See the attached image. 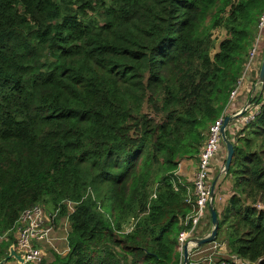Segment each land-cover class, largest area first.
<instances>
[{
    "label": "trees",
    "instance_id": "16d2710c",
    "mask_svg": "<svg viewBox=\"0 0 264 264\" xmlns=\"http://www.w3.org/2000/svg\"><path fill=\"white\" fill-rule=\"evenodd\" d=\"M263 16L264 0H0V262L40 205L70 229L41 264H182L196 196L177 172L230 108ZM251 104L227 131L221 250L190 264H264V86Z\"/></svg>",
    "mask_w": 264,
    "mask_h": 264
},
{
    "label": "built area",
    "instance_id": "2783aa9c",
    "mask_svg": "<svg viewBox=\"0 0 264 264\" xmlns=\"http://www.w3.org/2000/svg\"><path fill=\"white\" fill-rule=\"evenodd\" d=\"M263 30L264 16L259 26L258 38L250 52L248 62L244 68L243 76L239 80L235 90L231 93V104L238 97L246 77H249L250 80L252 79L251 81L254 80L255 84L257 82L262 63L261 61L259 63L257 58L258 56H262L260 43L263 39ZM255 84L253 85L252 83V86L254 87ZM250 108L251 106L249 109ZM227 116L226 112L211 126L207 140L199 156L198 168L193 181L196 196L195 210L184 221L185 226L190 227V229L182 231L178 239L182 255L184 246L190 239L195 238V236H193L195 231L201 227L202 221L210 214L209 200L212 190L211 174L213 162L217 159V153H219L221 146L223 145L221 129L224 124V118ZM253 118L254 115L252 114L246 121L252 120ZM58 212L59 210L54 213L47 212L44 207L39 205L28 209L21 214L14 228L16 244L13 246L16 254L24 260V264H41L45 261L46 253L43 250V246L49 245L53 241L52 235ZM195 248L196 247H192L191 250ZM15 261L17 264H20L17 260ZM221 264H239V260L235 258L232 262L226 261Z\"/></svg>",
    "mask_w": 264,
    "mask_h": 264
},
{
    "label": "water",
    "instance_id": "95a60500",
    "mask_svg": "<svg viewBox=\"0 0 264 264\" xmlns=\"http://www.w3.org/2000/svg\"><path fill=\"white\" fill-rule=\"evenodd\" d=\"M263 86H264V54H263L262 63H261L260 71L258 74L257 82L253 88V95L259 87L262 89ZM252 96L248 100L244 109H242L237 114L230 115V116H227L224 118V124H223V127L221 129V137H222L223 145L226 148V159H225L224 166L222 167L220 173L217 175L216 179L212 183V187H211L212 190H211V195H210V200H209V211H210L211 220H212V231L208 236H206L204 238H197L196 237V238L190 239L187 242V244L184 246V250H183V264H190V250L192 247H201V246L206 245V244L214 243L218 237L220 221H219L217 212L215 210V204H214L215 203L216 185H217V182L219 181V179L223 175H226L229 172L231 164H232V160L234 157V153H235L234 144L227 137V129L231 123L240 119L241 117H243L248 112V109L251 106ZM12 259L17 260L20 264H24V260L16 254L13 245L9 249V255L5 259H3L0 262V264H6V263H8V261H10Z\"/></svg>",
    "mask_w": 264,
    "mask_h": 264
},
{
    "label": "rangeland",
    "instance_id": "374dc122",
    "mask_svg": "<svg viewBox=\"0 0 264 264\" xmlns=\"http://www.w3.org/2000/svg\"><path fill=\"white\" fill-rule=\"evenodd\" d=\"M262 36H263V38H264V30L262 31ZM226 37V34H225V32L224 31H222V30H217V31H215L214 32V38L216 39V41H217V46H216V49L218 50V45H219V43L224 39ZM215 49V51H213V54L214 53H216L217 52V50ZM262 56H263V54H262ZM263 58V57H262ZM257 61L260 63V58H259V56H258V58H257ZM256 73V72H255ZM258 89H260V87L258 88ZM251 106H252V104H251ZM256 109H258V107H255L254 105L248 110V112L246 113V115L245 116H243V117H241L240 119H238V120H236L235 122H233L232 124H231V126H230V128H232V127H234V126H236V127H234V129L232 130L234 133H236V132H239V131H241L242 130V128H243V126L245 125V123L247 122L246 120L255 112V110ZM222 152H225V154H223V157H221L222 156ZM217 155H218V157H217V159L215 160V162H213V166H214V164L215 163H219V160H220V162H221V164H218V165H223L224 166V159H226V148H225V146H221V149H220V151H219V153H217ZM224 155H225V158H224ZM197 161L199 162V160L197 159ZM219 166V167H220ZM222 166V167H223ZM219 167H217V170L216 171H212V174H211V180H213V182H214V180L216 179V177H217V175L220 173V171H221V169L222 168H220L219 169ZM224 176V175H223ZM222 176V177H223ZM221 177V178H222ZM221 178L219 179V181L217 182V185H216V187L218 186V184L220 183V180H221ZM231 181L230 180H225L223 183L225 184V186H224V188H227V189H229V187H230V185H231V183H230ZM231 192V191H230ZM225 198L223 197V200H224ZM228 201V200H227ZM226 201V202H227ZM226 202H225V204H226ZM45 209L47 208V207H44ZM69 208H70V211H72L73 210V205L72 204H69ZM209 218V217H208ZM206 219H207V217L202 221V225H204L205 224V221H206ZM202 225H201V227H202ZM200 227V228H201ZM200 228H198L196 231H195V233H194V235L193 236H199V235H201V232H199V229ZM69 224H68V220H67V218H64V219H62L60 222H58V223H55V227H54V232H53V235H52V239H53V241L49 244V245H44L43 246V250L45 251V253H46V258H45V260H48V261H51V260H53V258H54V254L56 253V254H59V255H62V256H65L67 253H68V251H69V248H68V242L66 241V236H67V233L69 232ZM218 246H219V243H211V244H209L206 248H205V252L204 253H206V254H208V255H213L214 253H216V254H218V251L219 250H221V248H219L218 249ZM220 253H222V254H219V255H225L223 252H220ZM222 257V256H221ZM9 263H12L13 264V260H10L9 261Z\"/></svg>",
    "mask_w": 264,
    "mask_h": 264
},
{
    "label": "crops",
    "instance_id": "0c3cea01",
    "mask_svg": "<svg viewBox=\"0 0 264 264\" xmlns=\"http://www.w3.org/2000/svg\"><path fill=\"white\" fill-rule=\"evenodd\" d=\"M263 43H264V38L261 40L260 44L262 45ZM259 58H260V60L262 62V56H259ZM251 80L248 77H246V80L242 84V88L240 90V93H239L238 97L231 104L230 108L227 111V115L228 116L237 114L242 109H244V107L247 104L248 100L253 95V88L254 87L252 86ZM260 90H261V88L257 89L256 92H258ZM231 124H230V126H231ZM230 126L228 127L227 131H229L231 133H234L232 130L236 126H234L232 128H230ZM221 154H222L221 157H223V154H225V152H222ZM224 158H225V155H224ZM224 161H225V159H224ZM218 164H221L220 160H219V163H215L214 164L213 169H212L213 172L216 171L217 167L220 166ZM222 166L223 165H221L219 167V169L222 168ZM197 168H198V161L197 160H184L179 166L177 175L179 177H181L182 179H185L188 182L193 183L195 175H196V172H197ZM223 182H224V180H223V177H222L221 180H220V183L218 184V186L216 187V190H215V203H216V207H217L219 212L222 211V209H223V207L225 205V202L231 196V192H230L231 185H230L229 189L224 188L225 184ZM223 197L225 198L224 200H223ZM211 231H212V224H211L210 214H209L207 216L205 224L202 225V227L199 229V232H201V235H199V236L197 235V236H195V238L196 237L197 238H204V237L208 236L211 233ZM201 252L204 253L205 250H201ZM190 253H192V250L190 251ZM8 264H12V263H8ZM13 264H17L15 260H13Z\"/></svg>",
    "mask_w": 264,
    "mask_h": 264
}]
</instances>
